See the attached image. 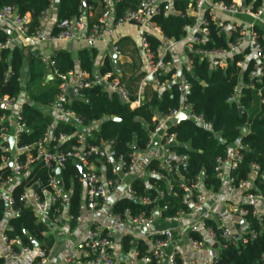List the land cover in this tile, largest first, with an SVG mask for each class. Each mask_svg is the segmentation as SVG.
Listing matches in <instances>:
<instances>
[{"label":"trees","instance_id":"1","mask_svg":"<svg viewBox=\"0 0 264 264\" xmlns=\"http://www.w3.org/2000/svg\"><path fill=\"white\" fill-rule=\"evenodd\" d=\"M58 6L54 9L55 23L51 34L56 32L55 25L61 20L75 18L82 10L81 0H58ZM139 0H119L114 5L115 17L118 18L127 9H135ZM85 7L95 8L93 24L99 14L98 0H83ZM49 0H0V8L3 6L14 7L21 16L30 15L29 36H32L40 28V16L48 8ZM175 9L182 14L185 11L184 3L174 4ZM152 21L160 29L162 35L179 42L184 37L183 28L193 23V19L182 17L181 15H171L163 17L154 16ZM6 35L0 32V42L4 41ZM151 50L157 56V49L161 41L157 37L147 36ZM215 42V43H214ZM214 43V45H213ZM224 39L212 38L207 42V47L224 46ZM119 48V47H118ZM120 52L121 49L119 48ZM133 53L137 55L134 48ZM94 50H83L78 54L79 69L89 76V81L95 82L92 75ZM238 59V56L234 57ZM23 54L14 48L11 51L0 53V98L7 96L17 99L22 93L21 69L23 66ZM51 69L54 78L47 83L41 82V89L29 95V100L21 105V122L25 124L26 131L19 137L18 146H31L41 140L49 127L51 134L55 137L65 135L67 139L59 145V150L66 151L75 143L77 128L67 121L62 115L54 118L53 114L44 112L45 108H52L59 93L60 81L55 73L66 75L74 72V62L71 55L66 51L53 53ZM171 58L166 56L165 62L170 63ZM29 72L30 83L41 80V74L36 72L34 63L30 62ZM10 75L5 78V73ZM176 72V68H168L159 75L160 82L170 81L171 76ZM182 74L190 86L187 101L191 105V111L197 116H201L204 124L199 125L187 119L179 122L175 126H169L168 132L175 135L177 142L174 148L176 154L183 160L176 161V171L168 176L166 180L149 177L146 183L136 178L130 182L134 192L133 199L125 197L116 201L109 212L113 215L122 216L128 210L132 217H148L151 213L157 212L161 219L171 220L178 217L180 213L189 214L190 208L183 203L185 192L183 187H191L198 180H201L205 190L213 193L218 192L221 181L216 177V158L228 159L231 147H236L242 156L235 170L228 175L234 179L237 185L241 181L247 180L251 165H257L258 171L254 175L256 189L264 190V180L260 177L264 172V105H260L256 93L241 88L239 106L243 113L238 114L235 104L227 103L233 88L238 82L239 72L233 66L225 70H210L208 64L199 57L191 58V68L182 69ZM211 72V74H209ZM106 74L111 75V79H117L126 93L124 100L117 91H110L107 88L95 84L88 88H82L78 92L80 97L68 100L63 109L71 112L80 122L83 129L98 123L97 128L92 130L91 138L85 135L86 141L92 145H99L107 142L115 153V160L121 157L124 162L123 170L128 166V155L133 151L143 152L149 139V131L153 129V118L158 114L168 115L171 111L178 109L182 103V89L178 82L172 81L166 88L158 92L154 87L144 86L145 92L138 95V88L144 73L140 71V66L134 62L120 65V74L112 70L111 60L106 57L98 71L100 78ZM110 80V79H109ZM205 83V86L201 85ZM143 96L141 100L140 97ZM139 101V106L131 108L134 102ZM41 107V109L39 108ZM3 111L0 109V115ZM116 117L119 122L110 120ZM247 127L249 133L246 136L240 134L241 129ZM93 160L92 157L90 159ZM98 165V161H93ZM109 179L116 178L111 174L113 166L105 164ZM157 161L151 162L147 166V171L155 169ZM8 172V168L1 170ZM49 175H54L49 169L40 164H35L28 174L11 188V198L13 200L12 209L17 211V215L9 216L6 199L0 197V222L8 218L7 228L4 234L9 239L18 238L24 246H31V240L38 244L48 256L53 247V239L48 235L49 224L53 223L58 215L66 209L70 222L74 223L80 214V200L82 195V183L78 181L80 173L71 161H67L60 169L61 190L67 199L63 200V206L58 204L52 207L45 220L38 219L31 209L24 207L20 201V196L27 187H37L38 190L47 186ZM202 176V178H201ZM168 186L171 190H168ZM162 194V196L160 195ZM151 201L150 204L144 203ZM250 230L257 233L253 240L246 244L239 243L236 247H226L220 249L219 254L210 264H258L264 255V220L259 222L254 218H248ZM48 221V223L46 222ZM207 225L212 227L217 245L222 244L219 230L212 221H207ZM26 232V233H24ZM247 237V235H246ZM190 238L201 241L198 233H190ZM123 251L129 252L135 249L137 259L143 264H155L152 254L144 241H132L130 237L122 239ZM5 259L0 258V264H4ZM174 264H182L180 256L175 258Z\"/></svg>","mask_w":264,"mask_h":264},{"label":"built area","instance_id":"2","mask_svg":"<svg viewBox=\"0 0 264 264\" xmlns=\"http://www.w3.org/2000/svg\"><path fill=\"white\" fill-rule=\"evenodd\" d=\"M54 1L49 0L48 8L40 16V28L32 36H29L30 15L21 16L11 6L1 7L0 22L12 26L16 36H7L4 41L0 42V53L11 51L18 38H27L35 43L46 41L50 44L82 39L93 45L106 37L107 27H110L112 31L129 25L138 27L140 29L139 52L145 65V76L141 85L147 77H151L153 87L158 92L166 88L172 81L178 82L182 89L181 106L168 115H158L153 118L154 125L153 129L149 131L145 151L158 144L163 152V157L157 161L156 168L149 172L150 177L166 180L176 171V161L180 160L174 150L177 145L175 135L168 132L171 118L183 113L194 123L204 124L202 117L191 111V105L187 101L190 86L181 72L183 68H191L192 57L204 60L210 70L222 71L231 65L238 70L239 79L231 96L227 99V103L242 108L239 106L240 91L241 88H247L255 92L259 104L264 105V0H139L135 9L125 10L118 18L115 17L114 5L119 0H98L99 14L93 24L90 25V20L93 19L95 8L84 7L77 17L59 21L55 25L56 32L44 38L43 26L54 10ZM175 2L186 5L183 14L175 9ZM158 15L163 17L181 15L183 18H192L193 23L183 28L184 37L179 42H173L165 38L152 21V18ZM212 34L216 38L222 37L225 45L207 47V42L212 38ZM147 36L157 37L161 41V45L157 49V56L152 52ZM178 44L185 51L182 62L176 68L170 81L160 82L159 75L171 68V62H165V58ZM111 54H116L118 57L121 55L117 45H113ZM235 56L239 58L235 59ZM38 57L41 63L46 64L50 69L53 68L54 63L51 58H46L41 51H39ZM112 70L115 72L116 68L113 67ZM9 75L6 72L4 77L7 78ZM55 75L60 84L53 110L77 128L75 143L66 151L59 150V145L63 144L67 137L65 135L53 136L49 127L38 142L31 146H18L20 134L26 131L25 124L21 122L20 117L21 105L15 98L7 96L0 98V109L3 111L0 115V197L6 199L9 216L17 215V211L11 208L13 205L11 188L19 183L35 164L49 169L54 175H49L45 188L40 190L36 186V189L34 187L25 188L20 196V201L24 207L31 209L38 219L45 220L52 207L57 204L60 207L63 206L65 196L61 186L58 185L59 179L56 177L55 171L60 170L67 161L80 164L84 170L85 178L80 176L78 181L85 188L86 209L93 212L106 207L108 193L120 185L123 179L128 178L137 166L139 154L145 152H131L128 155V166L124 171L122 158L118 157L115 160V153L107 142H101L99 145L88 143L81 122L71 112L64 110L63 106L69 100L68 87H71L76 98L80 97L78 92L80 89L98 84V80L89 81V76L85 72L79 73L74 82H70L73 73L66 75L55 73ZM52 77L54 78V75ZM99 79L106 84L108 90L117 91L126 100V93L117 79H111L110 74ZM138 95H140V87ZM14 110L16 113L11 123L12 129H10L9 114ZM9 137L14 140V155L10 153V146L7 142ZM241 159L240 151L234 147L230 149L228 159L216 158L215 167L216 177L221 181L219 190L226 184L230 192L238 194L236 198L228 201L227 206L229 215L244 223L239 227L225 226L222 223V214L214 213L205 206L206 195L201 180L196 181L191 187H183L185 192L183 203L191 211L200 213V226L210 242L215 243L216 235L212 227L207 225V221L214 222L213 219H215L221 224L218 230L223 243L219 245L215 243L219 249L236 247L239 243L246 244L249 240L255 239L257 233L249 229L248 218H254L259 222L264 220V190L256 189L254 184V175L258 171V166L251 165V172L247 180L241 181L237 185L234 183V179L228 175L230 171L236 169ZM10 161L11 167H9ZM93 161H100L112 166L114 163L117 164L118 168L113 167L111 172L116 178L103 180ZM4 168H8V172H2L1 170ZM260 177L264 180V172ZM168 190H171L170 186H168ZM125 194L126 197L134 199V192L129 182L125 184ZM160 195L162 196L161 193ZM144 203L150 204L151 201L145 200ZM156 214L158 213H151L148 217H132L130 212L125 210L122 216L109 212L108 217L117 225L126 222L148 229L156 218ZM184 215L186 214L180 213L178 217ZM61 216L62 214L58 215L54 222H59ZM6 229L8 230L5 227L0 233V244L5 251V254H2L0 250V258L22 264H48V256L43 250L39 247L34 249L31 246H24L18 238H7L4 234ZM113 239V232L109 228L92 219L85 229L76 256L65 258L63 264H114L109 251ZM170 244L171 231L168 229L161 232L159 236H153L149 252L152 254L155 264H164L165 251ZM189 246L193 251H197L201 249L202 243L190 238ZM134 255L137 258L136 251ZM177 256H179L178 253L172 251L166 264H174ZM181 263L194 264L193 261L182 258ZM258 264H264V255Z\"/></svg>","mask_w":264,"mask_h":264},{"label":"crops","instance_id":"3","mask_svg":"<svg viewBox=\"0 0 264 264\" xmlns=\"http://www.w3.org/2000/svg\"><path fill=\"white\" fill-rule=\"evenodd\" d=\"M55 23V13L52 11L49 15L48 21L44 24V38L48 37L51 32L53 25ZM0 32L7 36H16V32L12 26L0 22ZM139 41H140V29L136 26L129 25L124 26L117 31H112L110 27L106 29V37L90 45L84 42L82 39L73 40L70 42H57V43H47L42 41L40 43H35L30 41L27 38H18L14 45V48H17L24 57L23 66L21 69V83H22V93L17 98V102L22 105L24 102L29 100V95L31 93L26 92V85L29 82V72H30V62L34 63L36 72L41 74V80L35 81L34 83H47V79L52 76L51 69L46 65L40 62L38 57L39 51L46 58H51L53 53L57 51H66L71 55V58L74 62V72L73 76L70 79V82H74L75 78L81 73L78 63V54L83 50H94V59H93V70L92 75L97 80L98 71L101 67L104 59L108 57L111 60L112 68L115 67L112 61L111 49L113 45H117L121 49V55L118 57V65L120 74V65L126 63L134 62L136 65L140 66V71L145 73V65L141 58L139 52ZM13 48V49H14ZM136 49L137 55L133 53V49ZM185 54L184 49L179 44L174 46L170 52L171 58V67L177 68L182 62V58ZM117 71V70H116ZM100 78V77H99ZM144 79V78H143ZM142 79V80H143ZM141 80V83H142ZM49 81H52L49 79ZM140 83V85H141ZM40 85V87L42 86ZM145 82L139 86L140 95L145 92ZM150 86V85H146ZM151 85L150 87H152ZM38 88L40 90L41 88ZM139 89V88H138ZM37 90V91H38ZM35 93V92H33ZM143 99V96L140 97ZM139 106V101L134 102L131 108H136ZM41 109V107H39ZM44 112L47 114H53L54 118L58 117L59 114L55 113L52 108H45ZM16 111L14 110L9 114V124L12 123L13 117ZM158 116V114L156 115ZM99 124L95 123L91 127L83 129L88 130V133H84L91 138V132L97 128ZM12 129V124L10 126ZM234 147H231L233 149ZM163 157V152L158 146V144L153 145L151 148L146 150L143 153L139 154L137 166L133 172L128 176V178L123 179L121 184L118 185L114 190L108 193L107 205L104 209H97L93 212H90L86 209V198H85V188L82 184V195L80 200V214L74 223L70 222V218L67 215L66 209H64L61 220L59 222L48 223L49 224V233L48 235L53 239V247L48 254V264H63L65 258L69 256H76L78 246L83 240L85 229L89 222L94 219L97 222L103 224L105 227L109 228L114 235L113 244L110 248V253L113 258L114 264H143L142 260H138L135 255V249L131 248L129 252L125 253L123 251L122 239L124 237L132 238V241H144L148 246V250L151 246V241L154 235L159 236L161 232L165 230L171 231V244L165 251V257L163 263L166 264L169 254L172 251H176L180 258L187 261H193L194 264H210L213 259L218 255L219 247L210 242L200 226V213L198 211H191L189 214L184 216H179L176 219L166 220L161 219L158 215L150 225V227L143 228L132 225L130 223H123L122 225H117L113 222L112 219L108 217L109 209L111 206L118 200L125 198V184L130 183L132 180L139 178L145 183L150 177L149 172L147 171V166L154 161H159ZM183 164V160H180ZM97 170L103 180H108V174L106 166L103 162H98ZM114 168H118L117 164H113ZM112 174V173H111ZM120 177V176H119ZM206 195V204L207 208H210L214 213H221L223 216L222 223L225 226L230 228H236L241 225V221L231 217L228 213V201L237 197V193H232L227 189L226 184L223 185V188L216 193H213L210 190H205ZM65 199L67 197L65 196ZM258 205V204H257ZM259 206V205H258ZM8 218H5L0 222V233L7 227ZM40 219V218H39ZM41 220V219H40ZM217 227L221 224L213 219ZM198 233L201 236V249L193 251L189 246L190 233ZM0 250L2 254H5L3 246L0 244ZM4 264H22L19 262H13L11 260L5 259Z\"/></svg>","mask_w":264,"mask_h":264},{"label":"water","instance_id":"4","mask_svg":"<svg viewBox=\"0 0 264 264\" xmlns=\"http://www.w3.org/2000/svg\"><path fill=\"white\" fill-rule=\"evenodd\" d=\"M81 2H82L81 7L84 8V7H85V4H84L83 0H81ZM58 3H59L58 0H55V1H54V9L57 8ZM111 58H112L113 64H114V66H115L117 72H119L118 56H117L116 54H114V55H112ZM209 74H211V72H209ZM49 79H50V80H53V77L50 76ZM49 79H47V82L49 81ZM97 80H98V84H99L100 86H102V87H104V88H107L106 84H105L103 81H101V80L99 79V77L97 78ZM145 84H146V85H150V86L153 85L152 78H151V77H147V78L145 79ZM201 85H202V86H205V83H204V82H201ZM67 94H68V97H69L70 100H73V99L75 98L74 95H73V93H72V89H71V87H68V89H67ZM242 113H243V109H242V108H238V114L241 116ZM187 119H188V118H187V116H186L185 114H183V113H179V114L176 115L175 117L171 118V120H170V125H171V126H175V125H177L179 122L184 121V120H187ZM110 120H111V121H114V122H119V119L116 118V117H110ZM85 132L88 133L89 131H88V130H85L84 133H85ZM248 133H249V131H248V128H247V127H243V128L241 129L240 134H241L242 136H246ZM7 142L9 143V146H10V153H11V155H14V153H15V147H14V140H13V138L9 137V138L7 139ZM75 166L77 167V169H78V171H79V173H80V176H81L82 178H85L84 170L82 169V167L80 166V164L76 163ZM9 167H11V161L9 162ZM55 175H56V177H57L58 179H60V170H59V169H57V170L55 171ZM201 178H202V176H201ZM58 185L61 186V182H60V180H59V182H58ZM34 189H36V187H34ZM133 202H134V203H137L138 200H137L136 198H134V199H133ZM155 216L158 217V214H156ZM241 224L243 225L244 223L242 222ZM24 233H26V232H24ZM31 247L34 248V249H37V248H38V244H37L35 241L31 240Z\"/></svg>","mask_w":264,"mask_h":264},{"label":"rangeland","instance_id":"5","mask_svg":"<svg viewBox=\"0 0 264 264\" xmlns=\"http://www.w3.org/2000/svg\"><path fill=\"white\" fill-rule=\"evenodd\" d=\"M41 83H27L25 89H26V92L28 93H33V92H37L38 88L40 87ZM220 252V249L218 250V254Z\"/></svg>","mask_w":264,"mask_h":264}]
</instances>
